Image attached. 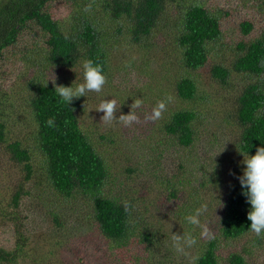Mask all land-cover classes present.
Wrapping results in <instances>:
<instances>
[{
	"label": "rangeland",
	"instance_id": "obj_1",
	"mask_svg": "<svg viewBox=\"0 0 264 264\" xmlns=\"http://www.w3.org/2000/svg\"><path fill=\"white\" fill-rule=\"evenodd\" d=\"M206 3L213 13L222 18V37L212 50L209 63L195 72L198 94L205 91L210 103L200 107L207 114L204 125L198 126L200 138H197L193 148L171 142L163 131L170 112L186 106L174 91L175 80L182 75L183 69L179 64L180 48L172 43L177 33L174 20H170L167 26L162 23L158 32L153 31L145 39L148 44L138 46L126 38L112 39L108 47L107 82L103 90L74 98L78 100L76 113L81 126L109 170L110 182L104 190L119 194L124 200H132L138 228H147L154 234L151 243L132 239L123 247L104 240L92 219L93 203L88 196L80 194L76 201L62 199L50 191L46 183L40 185L43 166L38 158L33 159L31 155L34 174L28 180L29 189L31 192L38 191L43 198L45 194L52 205L50 201L25 199L30 208L27 206L20 229L31 234L32 243L42 238L32 244V249L42 259L41 264H196L199 254L215 237L219 264H230L228 258L233 252L243 256V264H264V237L250 232L238 239H228L217 229L223 212L222 199L227 192L226 181L240 176L243 168V155L238 153L235 145L238 126L231 115L243 87L257 79L256 76L232 70L235 59L241 54L237 44L249 43L260 35L264 26V7L259 0H206ZM243 19H251L254 23L255 28L248 34L241 32L239 24ZM42 56L37 54L32 62L22 60L23 66L19 69L22 78L9 77L6 81L11 88L9 94L12 99H16L18 106L20 102L22 107L25 106H20L21 112L10 114L16 118L15 121L21 119L12 125L11 130L16 137L27 140L33 147H36V140L34 124L26 106V99L30 96L27 76L46 80L51 71L57 84L67 86L72 82H82L81 62L72 67L47 64L37 68L36 64ZM214 64L230 71L226 83L222 84L212 77L211 67ZM104 97L116 99L117 108L123 103L116 116L120 112L127 113L133 99L142 98L143 104L136 109L138 121L130 126H124L118 120L106 124L101 119L103 113L95 109ZM168 97L171 99L168 100ZM162 100L166 101V108L160 119H148L153 108ZM211 138L216 140L211 141ZM208 155L211 160L203 158ZM222 156L227 160L217 161L216 158ZM9 164V179L5 181L6 171H0L3 175L0 174L1 190L23 179L24 169ZM213 169H218L219 176L215 184L207 178L208 171ZM202 183L204 186L201 187ZM35 184H38L37 188L33 189ZM52 207L63 218V229H58L49 221L46 210ZM198 208L203 209L201 226L187 224L185 215ZM11 225L0 219V245L9 250L15 243ZM173 232L190 235L196 243L183 253L177 252L171 240ZM25 263H28V258H25Z\"/></svg>",
	"mask_w": 264,
	"mask_h": 264
},
{
	"label": "trees",
	"instance_id": "obj_2",
	"mask_svg": "<svg viewBox=\"0 0 264 264\" xmlns=\"http://www.w3.org/2000/svg\"><path fill=\"white\" fill-rule=\"evenodd\" d=\"M259 1L264 7V0ZM170 20L176 24L177 33L172 43L180 48L179 64L183 67L182 75L175 80L174 91L186 106L170 112L163 131L171 142L193 148L200 138L198 126L204 125L207 114L200 107L210 103L205 91L198 94L195 72L209 63L211 52L222 37V18L210 10L206 0H0V171H6V181L10 176L9 162L24 169L22 180L0 189V219L11 223L15 234L13 249L0 245V264L42 263L32 249V244L42 238L32 243L31 234L20 229L27 206L30 208L25 199L51 202L45 194L43 198L38 191L29 189L28 180L34 174L31 155L43 166L40 185L46 183L49 190L62 199L76 201L80 194L88 196L93 203L92 219L104 240L123 247L132 239L151 243L154 234L147 228H138L132 200L104 190L110 182L109 170L81 126L76 113L78 100L73 99L68 106L60 102L52 82L44 87L45 79L27 76L30 96L26 106L36 140V147L29 146L27 140L16 137L11 130L21 119L15 121L10 114L21 112L23 104L18 103L20 107L16 99H12L6 81L9 77L21 79V61L32 62L37 54L38 57L43 55L37 68L47 64L72 67L85 59H93L107 74L108 47L112 39L126 38L138 46L148 44L145 39L153 31L158 32L162 23L167 26ZM239 25L243 34L255 28L251 19H243ZM237 47L241 54L235 59L232 70L257 79L248 82L237 97L231 115L238 126L235 145L240 155L242 152L254 154L256 148L264 144V26L258 37L249 43L239 42ZM211 75L224 84L230 71L214 64ZM49 119L54 123L49 125ZM213 140L216 139L211 138ZM205 157L212 159L210 155ZM216 159L227 160L223 156ZM217 171H208L207 178L212 184L219 180ZM238 177L226 181L223 212L217 224L218 232L228 239H238L251 232L247 218L250 205ZM46 212L49 221L63 229L64 220L58 211L52 207ZM216 248L215 237L199 254L196 264H219ZM228 261L243 264L244 258L233 252Z\"/></svg>",
	"mask_w": 264,
	"mask_h": 264
},
{
	"label": "clouds",
	"instance_id": "obj_3",
	"mask_svg": "<svg viewBox=\"0 0 264 264\" xmlns=\"http://www.w3.org/2000/svg\"><path fill=\"white\" fill-rule=\"evenodd\" d=\"M51 81L55 94L59 97L60 102L70 105L74 98L86 97L89 92L100 93L107 78L104 73L103 66L93 59H85L82 62V82L70 85H62L56 83V77L51 73L44 81L43 86L47 87ZM168 100L171 97L167 98ZM123 104V103H122ZM121 104V105H122ZM143 104L142 98L133 99L127 113L120 112L119 116L115 113L120 111L117 108V101L114 98H102L99 105L95 108L98 112H102L101 119L106 124H111L114 120H118L124 126H130L137 122L139 117L136 109ZM166 108V101H159L153 108L152 113L147 118L150 120L160 119ZM54 123L53 119L48 120V124ZM242 174L238 177L242 192L246 196L250 205L247 218L251 222L248 229L257 237H264V144L258 146L254 154L248 152L243 153ZM202 208L196 209L194 212L185 215L184 220L192 226H201ZM173 246L177 252L183 253L186 248L193 246L196 241L190 235H182L174 233L171 236Z\"/></svg>",
	"mask_w": 264,
	"mask_h": 264
}]
</instances>
